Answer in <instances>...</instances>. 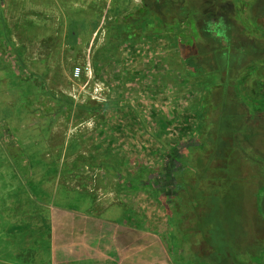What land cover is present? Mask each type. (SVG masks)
<instances>
[{"label":"rangeland","instance_id":"374dc122","mask_svg":"<svg viewBox=\"0 0 264 264\" xmlns=\"http://www.w3.org/2000/svg\"><path fill=\"white\" fill-rule=\"evenodd\" d=\"M141 4V0H68L66 15L84 12L74 15L87 18L89 27L76 35L73 51L70 42L68 44L67 28L63 30L62 15L57 17L58 29L54 32H58V50L55 48V35L54 41L44 46L35 44V40L27 42L28 60L40 56L38 60L41 61L34 63V66L31 63V67L42 77L36 84L39 86L41 103L33 102L34 110L31 112L37 119L52 118V147L59 153L68 152L69 155L73 152L76 157L87 154L100 159L111 154L118 161L125 178H132L134 170L143 165L155 169L166 179L174 177L176 172L175 180L181 181L188 178L181 174L184 172L181 158L186 156L189 146L200 142L199 134L193 131L197 117L191 111V106L204 97V91L199 80H185L187 70L181 63L180 51L173 35L163 32L160 36H146L144 42L138 41L137 44L124 43L118 47L117 54L109 55L107 63L96 62L99 52L106 46L107 23L115 15L124 17L137 12ZM233 19L240 21L237 15ZM246 23L248 26L243 25L242 30L235 32L233 29V42H239L237 36L240 35L245 37V41H252L258 49L260 34L253 38L247 34L256 29L252 16L248 15ZM257 24L264 25V18L259 17ZM249 49L248 45L243 50L247 59ZM232 54L239 56L240 52L234 48ZM231 56L233 60L234 56ZM232 66L235 75L238 68L236 61ZM87 67L91 71L90 78L85 71ZM256 67L258 69L259 64ZM77 68L84 72L80 79L73 78ZM255 74L260 76V72ZM97 86H101L103 92L97 96L100 100L95 102L105 105L106 109L95 117L86 119V114L79 115L78 110L67 106L62 107L55 117L43 116L45 112H58L52 97H67L75 105L84 104L92 101L88 94ZM3 106L6 105L2 104L0 108L3 109ZM10 109H3L0 113L5 116L18 114L17 122L29 121L27 114L22 115L21 111ZM232 121L234 125H240L237 120ZM42 122L44 125L45 121ZM218 125L222 127V123ZM50 128L48 126L46 130ZM222 129L230 130V125ZM244 132L247 133V144L254 149L256 158L262 160L261 166L251 165L245 155L239 158L232 152L234 154L230 163L224 168L214 161L209 171L201 166L197 179L196 175L192 176L193 184L199 185L200 193L205 191L209 197L204 198L200 194L198 204L201 214L200 211L195 213V217L194 213L191 214L181 225L182 230L174 231L178 232L174 234H178L186 248L183 251L186 257H179L178 264H225L230 251H236L239 245L246 244L248 248L250 240L258 242L257 234L263 233L264 239V217L255 213L256 193L259 194L262 189L259 192L258 189L264 184V122L253 121ZM215 134L217 136L218 130ZM216 145L220 146L219 141ZM173 149L175 152H172ZM202 155L207 159V152ZM249 155H252V151ZM182 163L186 165L184 161ZM167 191L170 197H165L164 203L174 209L175 204L179 203V194L185 195L186 192L180 188L176 193L172 186H168ZM120 193L125 199L131 196L129 191L120 190ZM140 194L138 199L152 202L151 195L145 192ZM182 199L185 201L183 196ZM58 200L61 202L62 197H58ZM186 204L190 203L187 201ZM153 206L168 214L155 198ZM170 220L175 228L180 224V216H172ZM170 239L173 245L172 237Z\"/></svg>","mask_w":264,"mask_h":264},{"label":"crops","instance_id":"0c3cea01","mask_svg":"<svg viewBox=\"0 0 264 264\" xmlns=\"http://www.w3.org/2000/svg\"><path fill=\"white\" fill-rule=\"evenodd\" d=\"M67 3L0 0V106L29 116L17 122L18 114L0 113V264H178L181 252L153 196L147 202L138 199L147 191L131 190L125 199L106 169L76 167L80 155L90 156L54 150L52 118L37 119L25 103L40 95L42 78L27 42L57 39L58 15L68 27Z\"/></svg>","mask_w":264,"mask_h":264},{"label":"trees","instance_id":"16d2710c","mask_svg":"<svg viewBox=\"0 0 264 264\" xmlns=\"http://www.w3.org/2000/svg\"><path fill=\"white\" fill-rule=\"evenodd\" d=\"M141 2V7L137 12L124 17L119 14L115 15L107 23L106 46L99 52L96 62L107 63L109 55L117 54L118 47L124 43L137 44L138 41L144 42L146 36H160L163 32L173 35L180 51L181 63L187 70L185 80H199L204 91V97L191 106V111L197 117V125L194 126L193 131L199 134L200 142L189 146L186 149V156L180 157L184 170L181 174L188 178L181 181L175 180L176 183H173L171 180L162 178L155 169L143 165H139L134 170L132 178L130 176L125 178L118 166V161L111 154L101 159L80 155L76 159L75 166L85 165L91 168L106 169L118 180L122 191H147L166 208L174 241L172 248L181 252L178 254L179 257H186L183 254L186 248L178 234L174 233L182 230L181 225L190 218L191 214L194 213V217L197 211L201 214V206L199 207L200 204H198L200 194L204 198L209 197L205 191L200 193L199 185L193 184L192 176L196 175L197 179L201 166H205L209 171L214 161L219 162L221 168H224L230 163V158L234 153L239 158L245 155V159L251 165L259 167L262 163L260 158H256L257 154L254 149L247 144V133L244 130L253 121L264 122V25L257 24L259 17L264 18V0H141ZM81 13L84 14V12H78L66 15L68 22L66 36L72 51L75 48L76 35L84 32L83 29H87L90 23L87 18L74 15ZM89 13L90 10L86 12L87 15ZM234 15H237L240 21H235ZM248 15L252 16L256 29H252L247 34L250 38L260 34L258 37L261 41L258 49L252 41H245L243 39L245 37H241L239 33L237 36L240 38L239 42H233L231 35L233 29L236 32L239 29L242 30L243 25L248 26L246 23ZM248 45L250 46L249 59L243 53ZM234 48L240 52L239 56L232 54ZM231 55H235L233 60ZM234 61L238 64L235 75L232 69ZM258 64L260 67L256 69ZM259 72L263 77L255 74ZM52 99L58 112L53 111L49 114L45 112L44 117L57 116L64 106L75 108L79 115L86 114V119L93 118L106 109L105 105L95 101L75 105L74 101L67 97L54 96ZM33 102L41 103L40 96L37 95L25 101L26 105L30 106ZM232 119L240 122V125H234ZM219 122L222 123V127L230 125V130L223 131L218 125ZM216 130H218L217 136ZM217 141L220 146L216 145ZM250 151L252 155H249ZM172 152H175L174 149ZM203 152H207V159L202 155ZM187 155L190 156L187 157ZM258 181L260 182V178ZM172 184L175 186L176 193L180 188L184 190V193L186 192L185 195L179 194V203L175 204L174 209L164 203L165 199L170 197L167 195V187H171ZM258 192L259 194L256 193L255 213L264 217V184ZM176 193L174 194L177 195ZM187 201L189 205L186 204ZM186 208L189 210L186 211ZM180 211H185L184 216L182 212L179 213ZM172 216H180V224H177V228L170 220ZM177 230L178 232H174ZM262 234H257L258 242L250 240L248 248L246 244H241L236 251H230V256L228 255L224 261L225 264L227 262L230 264H264Z\"/></svg>","mask_w":264,"mask_h":264},{"label":"built area","instance_id":"2783aa9c","mask_svg":"<svg viewBox=\"0 0 264 264\" xmlns=\"http://www.w3.org/2000/svg\"><path fill=\"white\" fill-rule=\"evenodd\" d=\"M85 71H86L87 76L90 78V77H91V71H90V68L87 67V68L85 69ZM82 73H84V72L82 71V69H81V68H77V69L74 71V73H73V78H74V79H75V78H76V79H80ZM102 92H103V88H102L101 86H97V88H96L93 92H89L88 95L92 98V101H96V100H100V98L97 97V96H101V95H102Z\"/></svg>","mask_w":264,"mask_h":264},{"label":"flooded vegetation","instance_id":"af4514ba","mask_svg":"<svg viewBox=\"0 0 264 264\" xmlns=\"http://www.w3.org/2000/svg\"><path fill=\"white\" fill-rule=\"evenodd\" d=\"M169 165H170V164H169ZM172 166H173V164H172ZM170 167H171V166H170ZM175 174H176V172L173 174L174 177H175ZM174 177H168L167 179H168V180L170 179L171 181H173V183H176ZM171 186L175 189V186H174L173 184H172ZM176 189H177V188H176Z\"/></svg>","mask_w":264,"mask_h":264}]
</instances>
